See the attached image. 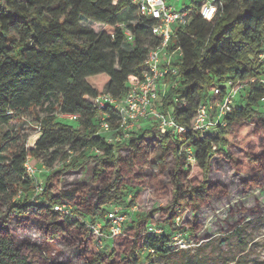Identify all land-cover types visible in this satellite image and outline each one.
<instances>
[{
  "label": "trees",
  "instance_id": "trees-1",
  "mask_svg": "<svg viewBox=\"0 0 264 264\" xmlns=\"http://www.w3.org/2000/svg\"><path fill=\"white\" fill-rule=\"evenodd\" d=\"M218 4L211 21L194 13L190 26L178 34L182 79L168 89L161 109H171L175 120L189 128L198 106L220 101L232 82L235 88H244L225 116V127L219 126L216 133L189 131L182 140L160 134L155 127H137L120 141H115L117 135L124 136L119 117L110 110L114 131L106 136L99 133L95 101L103 94L126 96L129 82L141 79L150 49L160 44L140 23L129 25L134 41L132 50L124 48L128 42L119 25L124 11L132 14L129 0H7L3 4L0 126L34 116L41 137L35 149L7 148L11 135L4 139L7 147L1 153L8 162L0 155L4 162L0 163V264H72L66 253H75L80 264H154L156 257L179 253L172 245L174 235L186 240L188 232L176 223L178 218L200 212L214 199L229 200L228 187L211 180L213 170L229 166L231 179L244 192L264 188V61L260 60L264 0H218ZM86 22L101 26V31L96 33ZM244 93L246 101L241 103ZM57 113L81 115L85 131L61 123ZM66 147L89 156L94 164L93 188L83 184L63 190L64 175L83 166L77 158L72 162L71 155L61 156ZM46 156L50 166L60 159L64 164L51 170L44 184H36L25 165L29 159ZM148 169L156 173L149 177ZM169 171L168 192L164 196L159 192L165 226H157L164 236H146V227L154 223H148L151 217L138 219L135 226L125 225L122 236L109 241V256L102 253L91 225L105 221L102 231L107 232L106 215L115 206L136 219L132 204L139 194L133 189L145 191L154 182L160 187L158 176ZM38 185L42 193L35 197ZM59 204H70L72 215L54 211ZM249 214L254 219L264 217L261 209ZM230 229L229 238L237 237L245 250L242 227ZM198 230L192 227L191 235ZM148 250L154 251L153 257L142 261L140 252Z\"/></svg>",
  "mask_w": 264,
  "mask_h": 264
},
{
  "label": "built area",
  "instance_id": "built-area-1",
  "mask_svg": "<svg viewBox=\"0 0 264 264\" xmlns=\"http://www.w3.org/2000/svg\"><path fill=\"white\" fill-rule=\"evenodd\" d=\"M7 0H0V8ZM181 0H129V9L133 15L130 23H121L119 26L124 29L127 42L134 41L129 25L144 23L152 31V34L160 40V44L150 49L147 60L141 70V79L131 80L126 96L115 98L109 94L100 95L95 106L99 112V133L106 136L113 133L108 110L115 112L118 117V125L124 136L116 138L115 141L128 139L130 132L137 127L147 126L170 137L182 140L189 131L201 134L216 133L219 126H224L225 116L235 108V99L244 86L235 88L232 82L227 83V94L216 103H201L196 111V118L193 124L187 128L179 124L170 109L168 112L162 111V102L168 89L177 87L182 79L181 68L183 60V50L179 46L177 36L190 26L194 13L200 15L204 20L211 21L219 10L218 0H190L192 6L178 10ZM264 61V53L260 57ZM264 103V99H262ZM63 119L70 122H78L82 119L78 114H60ZM119 131V129L117 130ZM111 141L110 139L108 140ZM99 154V151H97ZM191 154V150H188ZM189 161L193 162V157L189 156ZM26 171L31 178H35L37 169L32 167L29 161L25 165ZM42 193V186L35 189V197ZM34 197V198H35ZM131 198V196H130ZM54 211L62 216L72 215L70 204H59L54 207ZM132 212H135L132 209ZM108 231L103 232V223H97L91 229L96 237L99 249L104 246L105 241L115 240L124 234L125 225L131 221V217L119 206L112 207L106 215ZM180 219L176 220L179 225ZM145 235L161 238L164 230L156 224H150L145 229ZM110 244V243H109ZM172 245L175 251H181V247L188 245L182 236L174 235ZM109 247V245H108ZM173 250V251H174ZM141 251L140 254H144ZM148 255H154L153 250H148Z\"/></svg>",
  "mask_w": 264,
  "mask_h": 264
},
{
  "label": "rangeland",
  "instance_id": "rangeland-1",
  "mask_svg": "<svg viewBox=\"0 0 264 264\" xmlns=\"http://www.w3.org/2000/svg\"><path fill=\"white\" fill-rule=\"evenodd\" d=\"M185 6H192L190 0H181L177 9H183ZM131 21H133V15L124 11L120 23H130ZM84 24L91 27L96 33H99L102 29L101 26L92 23L86 22ZM132 44L133 42L127 43L124 48L130 51L132 50ZM240 101L241 103H245V93L240 98ZM262 111H264V107H262ZM36 114L39 117L43 116L40 113ZM56 115L61 123L70 124L81 133L85 131L83 120L81 121L80 119L78 122L71 123L69 120L60 117V113ZM34 119V116H29L15 120L9 126H0V155L5 157L4 162H8V159H6L8 156L1 153V150L7 147L4 140L6 134L11 135L12 138L11 145L7 148L11 146H25L26 149H35L36 143L41 137V129L34 122ZM117 137L121 138L119 135ZM147 143L150 145V140H147ZM64 154L71 155L72 162L77 158L83 166L79 169L70 170L64 175L62 180L63 190L68 191L83 184L93 188L91 176L94 164L88 161L89 156H81L80 151H74L69 147L61 150V156ZM49 159L50 156H46L42 160L29 159L30 165L37 169L35 178H32L36 184H44L46 175L51 170H60L64 164L60 159L53 166H50L48 164ZM4 162L0 161V163ZM170 172L158 176L157 181L160 182V187H157V182H154L152 185L149 183L151 188L145 191L133 189L135 194H139L132 204L136 219L133 217V220L131 219L128 222V226H132L133 224L135 226V220L146 217H151L148 223L152 222L159 226H165L163 214L159 211L160 207H162L159 201V192H162V196L168 192V188L165 186L169 182L168 176ZM154 173H156L154 169L147 170L149 177L154 175ZM211 180L228 187L230 193L229 200L214 199L210 205L205 206L200 212H189L186 214L180 220L179 225L183 226V229L188 232L186 233L185 240L188 245L185 248H180L182 252L172 253L164 259L159 260L156 257L154 264H264V217L254 219L251 217L252 214H249L255 209L264 211V188L244 192L242 187L231 179L229 166H226L222 171L213 170ZM33 190L34 188L30 194L33 193ZM22 193L25 194L23 191ZM244 213L246 214L244 215ZM103 226H106L105 221H103ZM194 226H198L199 230L195 236H192L190 229ZM240 226L243 231L242 236L246 242L245 250L240 246L237 237L229 238L231 236L230 227L233 229ZM103 245L100 251L109 256L112 248L108 247L109 243L107 245L105 241ZM66 255L72 258V264H80L75 253H66ZM147 257L148 252L145 251L144 255L140 256V259L144 261ZM146 264H149V261H146Z\"/></svg>",
  "mask_w": 264,
  "mask_h": 264
}]
</instances>
